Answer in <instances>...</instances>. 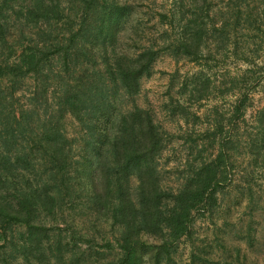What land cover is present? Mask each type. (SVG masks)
Masks as SVG:
<instances>
[{
    "label": "trees",
    "instance_id": "obj_1",
    "mask_svg": "<svg viewBox=\"0 0 264 264\" xmlns=\"http://www.w3.org/2000/svg\"><path fill=\"white\" fill-rule=\"evenodd\" d=\"M135 6L0 0V264H171L182 242L195 246L198 220L230 228L234 206L223 204L239 160L241 196L264 213V192L250 184L264 177V110L240 137L249 74L264 70V0H175L151 38L129 28ZM166 56L198 67L171 81L166 109L181 135L137 104ZM227 59L248 69L219 81L213 63ZM228 98V109L201 114ZM68 117L79 126L72 139ZM175 139L187 157L172 186L161 161ZM197 262L207 259L193 253Z\"/></svg>",
    "mask_w": 264,
    "mask_h": 264
},
{
    "label": "rangeland",
    "instance_id": "obj_2",
    "mask_svg": "<svg viewBox=\"0 0 264 264\" xmlns=\"http://www.w3.org/2000/svg\"><path fill=\"white\" fill-rule=\"evenodd\" d=\"M131 2L136 5V13L129 28L132 26L138 27L140 32L145 34L147 38H151V35L154 36V34L160 32L157 25V13L168 12L175 5V0H131ZM143 41L144 39H142V43ZM225 61V63H213V67H215L213 75L219 81L223 80V75H225V79H228V77L242 74L248 69L247 65L238 60L227 59ZM196 71H198V67L192 64L186 62L177 64L167 56L161 58L154 66V75L143 81L137 104L143 109L150 110L156 121L161 123L167 131L178 135L184 134L188 129L182 122L172 121L166 105L170 103V97L174 95L177 89H171V81L176 79L175 82L177 83L182 81L184 76L192 75ZM249 77L252 79L250 87H253V90L250 94L251 106L246 114L247 122L246 124H240L242 127L240 137L243 142L247 138L246 133L253 128L255 117L260 111L264 110V70L260 71L258 68H253V72L249 74ZM233 100L228 98L225 101L208 102L201 110V114L214 104L221 106L222 109H228ZM65 121L66 133L72 139L79 131V126L71 117H68ZM201 129H203L202 126ZM186 157L187 151L183 142L177 139L173 140L161 161L164 166L163 179L166 183L172 186L178 185L177 174L172 171L181 167ZM244 169H247L246 162L239 160L238 168L234 171L235 183L233 186L228 187V193L230 194L227 195L223 204L224 208L234 206L231 207V221H228L230 228L225 226L222 220L217 221V225H213L206 220H198L195 225V246L192 247L190 243L182 242L174 255V262L171 264H192L193 253L206 257V264H264V220L258 216H264V213L248 208L247 200L241 196L242 192H247V180L243 178ZM250 184L257 196L258 192H264V177L260 173L250 180ZM244 195L247 197V193ZM235 199L239 200L238 204L235 203ZM251 217H253L255 223L249 229L246 224L244 226L243 224L247 223ZM233 224L236 225V236L235 232H232L236 231ZM248 237L253 240L251 246L247 242ZM237 246L241 248L240 259L235 252Z\"/></svg>",
    "mask_w": 264,
    "mask_h": 264
}]
</instances>
